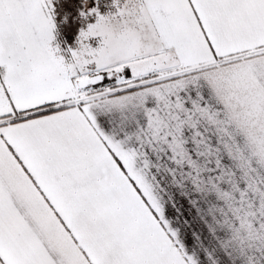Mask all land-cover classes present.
Here are the masks:
<instances>
[{
    "label": "snow or ice",
    "instance_id": "snow-or-ice-1",
    "mask_svg": "<svg viewBox=\"0 0 264 264\" xmlns=\"http://www.w3.org/2000/svg\"><path fill=\"white\" fill-rule=\"evenodd\" d=\"M0 264H264V0H0Z\"/></svg>",
    "mask_w": 264,
    "mask_h": 264
}]
</instances>
